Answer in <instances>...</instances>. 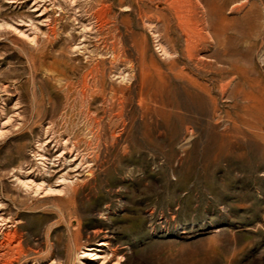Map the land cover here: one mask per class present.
I'll use <instances>...</instances> for the list:
<instances>
[{
	"label": "rangeland",
	"instance_id": "1",
	"mask_svg": "<svg viewBox=\"0 0 264 264\" xmlns=\"http://www.w3.org/2000/svg\"><path fill=\"white\" fill-rule=\"evenodd\" d=\"M188 1L0 0V264H264V0Z\"/></svg>",
	"mask_w": 264,
	"mask_h": 264
},
{
	"label": "bare ground",
	"instance_id": "2",
	"mask_svg": "<svg viewBox=\"0 0 264 264\" xmlns=\"http://www.w3.org/2000/svg\"><path fill=\"white\" fill-rule=\"evenodd\" d=\"M140 1L142 2L143 0H140ZM146 1H147V4L152 5L153 1H155V0H146ZM160 1L161 0H159V2ZM164 1H165L167 8H168V12L170 14L168 16H170L177 23V25L180 28L187 26V24H188V21H187L188 19L186 18V15L191 14L190 16L192 17L193 22L194 23L198 22V19H197V17H198V13H197L198 5H194V6L191 5L188 0H164ZM159 15L165 20L168 17L167 15L162 14V13H160Z\"/></svg>",
	"mask_w": 264,
	"mask_h": 264
}]
</instances>
